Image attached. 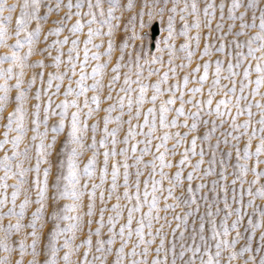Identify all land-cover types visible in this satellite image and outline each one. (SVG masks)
Listing matches in <instances>:
<instances>
[{
	"label": "snow or ice",
	"instance_id": "6c2138e0",
	"mask_svg": "<svg viewBox=\"0 0 264 264\" xmlns=\"http://www.w3.org/2000/svg\"><path fill=\"white\" fill-rule=\"evenodd\" d=\"M153 8L149 22L168 13L167 64L122 27L133 0H0V264H264V0ZM217 163L201 212L192 182ZM229 175L231 202L217 194Z\"/></svg>",
	"mask_w": 264,
	"mask_h": 264
},
{
	"label": "rangeland",
	"instance_id": "374dc122",
	"mask_svg": "<svg viewBox=\"0 0 264 264\" xmlns=\"http://www.w3.org/2000/svg\"><path fill=\"white\" fill-rule=\"evenodd\" d=\"M15 2V0H8V3H13ZM123 2H127V0H123ZM205 2V0H198V3L199 4H203ZM220 2V0H216V3L218 4ZM133 3L135 4V9L132 11V12H127L125 13V16L122 18V27H123V24L127 23V36L130 38L132 37V34H133V31L135 30V32L137 33V36H139L140 34H142L143 32H147L148 33V36L145 38V42H144V46H145V49L146 50H150V54H155L157 56H162L163 59H164V62L165 64H167V50L164 49V45L161 44V49H163L161 52H157V49H156V46H155V42L158 41V40H161L164 36L167 35V31H166V28H167V16H168V13L165 12L164 14V23L162 24L160 19L157 17L155 19H153L152 21L149 22V17L147 15L149 9H152L154 12H155V8H153V5L156 4L157 6H163V0H133ZM167 7H171V3L169 2ZM143 9L144 10V16H143V20L146 22V24L148 26H146L145 28L141 29L140 27V20H141V17L139 16V11ZM85 11H87V8L85 7L84 9ZM135 15V20L132 21L131 23H129V19L131 18V16ZM219 18V10H217V19ZM215 24H216V21L214 20L213 21V29H215ZM135 26V27H133ZM154 27H157V33L155 34L154 37H152V30ZM175 27L177 28V30H179V27H180V22L177 18V21L175 23ZM227 29L225 28V31ZM207 32V29H204L203 32H202V41H201V47H203V33H206ZM85 33H86V29H85ZM215 35V33H214ZM84 39V36L82 35L81 36V40ZM182 37H178L175 41V43L177 44V46L179 45V43L182 42ZM128 44H129V47L128 49L125 50V59L127 60V53L128 52H132L133 56H135L136 52L139 50V47L141 45V40L139 38L133 40V39H129L128 40ZM41 47L43 45H40ZM81 59L83 58V52H82V49H83V44L81 43ZM67 50V45L65 46V52ZM93 51H95L94 49H92ZM5 51V49H2L0 48V52H3ZM257 55H259V53H257ZM217 56H219L221 59H225L224 57V54H221V53H214L213 56H212V59L215 60L217 58ZM33 60L37 59L36 56H33L32 57ZM205 59H208L207 57H205ZM141 63H143V60H141ZM177 63H179V61H177ZM147 68V66H145ZM153 67H160L159 64H156V65H153ZM192 67H195V61L193 62V65ZM213 68H214V65H213ZM126 70V69H125ZM88 71H91V66H89L88 68ZM179 71V70H178ZM202 71V70H201ZM210 73H211V69H210ZM145 75H147V73L145 72ZM182 75L183 73L181 72L180 73V78L182 80ZM254 78V77H253ZM152 80H155L156 77H152L151 78ZM122 82V81H121ZM173 82L170 80V83ZM211 82V75H210V78H209V82ZM66 83V81H65ZM208 83L205 84V95H206V90H207V87H208ZM224 83H227V81H224ZM192 84L190 83L189 84V87H191ZM117 87H119V84L117 85ZM151 93L149 92V95ZM113 95L115 96V93H113ZM63 97H60L59 99H62ZM199 98V97H197ZM219 97H217L218 99ZM251 99V97H249ZM256 99H260V97H256ZM106 106V105H105ZM151 105L150 104H145L144 108L145 110L150 107ZM186 107H191L190 105L186 106ZM194 110V109H193ZM253 111L255 112L256 109L253 108ZM101 115H103V113H101ZM205 119H210L209 117H204ZM246 117H240L241 120L245 119ZM257 119L259 118L258 116L256 117ZM124 119L126 120L127 119V116L124 117ZM142 117H141V122H142ZM133 123H136V121L134 120ZM113 125H110V127H112ZM225 128H227V125L224 126ZM127 128V125L125 124L124 125V129L126 130ZM146 130V129H145ZM181 131H184V129H181ZM204 132V127L201 126L200 129H199V133L200 134H203ZM216 135H219V132L216 134ZM120 136L122 137L123 136V132H121ZM191 137H189V140H190ZM171 143V142H170ZM212 143L215 144V137H213V140H212ZM123 145H117V147H122ZM142 147V145H141ZM201 147V142L198 140L197 141V151H199ZM204 147V150H205V164L202 165V168H201V172H203V170L205 168H207V161L211 158V152L209 151L208 149V146L207 144L205 143L203 145ZM220 148L221 150H225V146L223 145V143H221L220 145ZM149 157H145V159H148ZM178 159V157H177ZM197 159H199L198 156L196 157H192V160L193 162H195ZM220 159V153H217V161H219ZM101 160H102V157H101ZM233 162H234V156H233ZM110 171V170H109ZM227 171L229 173H231L232 169L231 167H229L227 169ZM187 170L185 171V174H186ZM145 175H147V173H145ZM218 175H219V163H217L216 165V174L215 175H211V176H207L204 178V183L207 185L204 189H199L197 190L196 189V184L200 183L199 180H193L192 184H193V189H194V192H195V195L197 196L198 198V203H200L201 205V212L204 211V204H203V201L200 200L199 198L203 195H207L209 200L211 201L214 197V194L213 192L211 191V188H212V180L214 179H218ZM251 178V177H249ZM231 179H232V176L229 175L228 176V180L227 181H220L218 186H217V194L220 196V197H223L224 196V192L220 189V185H226L228 187V198H229V202H231V197H232V190H231ZM141 180H143V177H141ZM9 183H11V181H9ZM109 183H110V180H109ZM121 183H122V176H121ZM167 182H165V186H166ZM245 187H247V185H245ZM186 188H187V181H185V189H184V198H187V192H186ZM134 191V189H133ZM141 191H143V184H141ZM239 191V185H237V192ZM121 192H122V189H121ZM180 192L181 190H177V195H180ZM166 194V193H165ZM151 197H149L150 199ZM115 200L113 199L112 201H109V206L111 205V203H114ZM171 202V201H169ZM121 203H125L124 201H121ZM163 204V201L161 200V206ZM220 205L221 207L223 206V201L221 200L220 201ZM97 206L99 207V201H97ZM193 209H195V205H192ZM186 210V209H185ZM143 211H147V207L145 206ZM176 212H181L180 209H176ZM161 215L163 216L164 213L161 212ZM125 216H126V212H125ZM136 217L139 218V213L136 214ZM168 219L169 220H172V215H171V210H169V215H168ZM198 222V221H197ZM160 223H163V221H161ZM177 223V221H172V227H175V224ZM191 225H192V218H189V223H188V229L189 231L191 230ZM135 226V225H134ZM93 227H95V225H93ZM159 227V224H155L154 225V229ZM163 234L165 235V247L166 248H169L171 247V242L173 240V234L171 232V229L165 225V228H164V232ZM206 234H208L207 232V225H206ZM176 238H177V243L179 244L181 241L179 240V230H177L176 232ZM258 233H257V239H258ZM135 239V237H134ZM159 237H156V241L155 243L151 246L153 249H155L156 245L159 243ZM185 239L187 240L188 243H191V239L188 237V234L186 233L185 234ZM177 251H179V248H177ZM155 255V252L153 251L152 253H150V256H149V259H151L152 256ZM161 256H163V253H161ZM187 258V257H185ZM111 259V258H110ZM171 260V255L169 254V261Z\"/></svg>",
	"mask_w": 264,
	"mask_h": 264
},
{
	"label": "water",
	"instance_id": "95a60500",
	"mask_svg": "<svg viewBox=\"0 0 264 264\" xmlns=\"http://www.w3.org/2000/svg\"><path fill=\"white\" fill-rule=\"evenodd\" d=\"M156 33H157V27H154L152 30V37H154Z\"/></svg>",
	"mask_w": 264,
	"mask_h": 264
}]
</instances>
